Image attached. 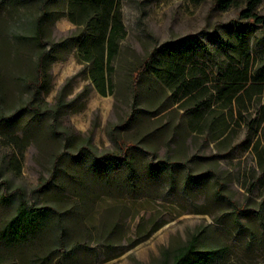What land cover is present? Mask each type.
I'll use <instances>...</instances> for the list:
<instances>
[{
	"label": "rangeland",
	"instance_id": "374dc122",
	"mask_svg": "<svg viewBox=\"0 0 264 264\" xmlns=\"http://www.w3.org/2000/svg\"><path fill=\"white\" fill-rule=\"evenodd\" d=\"M40 1L0 0V117L14 114L0 120V264H170L193 237L215 249L196 264H264V27L240 16L247 0H116L125 35L105 95L76 46L28 84ZM67 4L49 0L45 39L75 28ZM164 41L204 81L210 104L196 115L150 72L132 95L131 69ZM228 82L239 90L219 98ZM106 152L134 174L123 159L91 169ZM20 196L41 207L37 225L5 232Z\"/></svg>",
	"mask_w": 264,
	"mask_h": 264
},
{
	"label": "trees",
	"instance_id": "16d2710c",
	"mask_svg": "<svg viewBox=\"0 0 264 264\" xmlns=\"http://www.w3.org/2000/svg\"><path fill=\"white\" fill-rule=\"evenodd\" d=\"M214 1L217 8L224 10L235 0ZM258 1L247 0L246 6L240 11V16L252 24L264 27V13L260 14L254 11ZM48 2L49 0L40 1V12L32 23V33L29 38L37 47V58L34 64L33 80L28 84L34 86L35 89L43 86L49 64L57 58L56 51L61 46H66L68 51L76 46L78 60L87 66L88 77L96 90L103 95L112 92L114 60L119 53L120 40L125 35V28L116 7V0H68L66 15L75 24V28L60 41L44 38L43 21L49 14ZM187 55V52L176 48L173 42L164 41L157 45L153 51L135 64L129 73L133 97L136 96L143 74L150 72L156 77V80L161 81L162 86L176 96L175 100L184 99L183 104L191 107L195 111L194 115L200 111L202 105H209L210 101L206 97L207 90L203 85L204 81L197 76L192 66L186 65ZM227 80L231 79L227 78ZM234 80H245V76L237 75ZM238 87L239 85L228 82L225 87L217 89L218 97L226 96L227 99H230L239 90ZM64 103L61 96H58L56 107L64 106ZM26 106L36 114H40V110L36 106L29 103ZM13 116L14 114H9L0 117V120H9ZM58 157L59 155L55 156L54 165ZM117 159H123L128 165L130 174H134L131 158L128 156L118 157L112 152L95 157L91 169L96 168L99 164ZM163 163L169 167V161L163 160ZM40 209L41 207L29 204L20 196L16 212L5 223L3 230L5 232L19 228L33 230L34 225H37L34 218L41 211ZM214 251L215 249L198 250L196 237H193L174 250L170 264H196ZM197 254H202V256Z\"/></svg>",
	"mask_w": 264,
	"mask_h": 264
}]
</instances>
